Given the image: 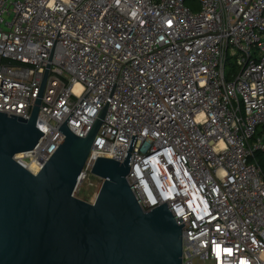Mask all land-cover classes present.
<instances>
[{"label":"built area","instance_id":"built-area-1","mask_svg":"<svg viewBox=\"0 0 264 264\" xmlns=\"http://www.w3.org/2000/svg\"><path fill=\"white\" fill-rule=\"evenodd\" d=\"M39 95L18 165L37 175L108 101L73 195L93 202L97 157L136 135L127 182L183 224L181 264H264V0H0V113L29 119Z\"/></svg>","mask_w":264,"mask_h":264},{"label":"water","instance_id":"water-1","mask_svg":"<svg viewBox=\"0 0 264 264\" xmlns=\"http://www.w3.org/2000/svg\"><path fill=\"white\" fill-rule=\"evenodd\" d=\"M40 104L39 95L29 119L0 113V264H181L183 224L165 203L143 210L127 182L136 135L122 163L97 157L91 173L103 184L93 202L73 195L108 101L85 138L58 129L64 140L37 175L14 161L44 135Z\"/></svg>","mask_w":264,"mask_h":264},{"label":"trees","instance_id":"trees-1","mask_svg":"<svg viewBox=\"0 0 264 264\" xmlns=\"http://www.w3.org/2000/svg\"><path fill=\"white\" fill-rule=\"evenodd\" d=\"M256 158H257L259 165L261 167V170L263 171V174H264V153H258L256 155Z\"/></svg>","mask_w":264,"mask_h":264},{"label":"rangeland","instance_id":"rangeland-1","mask_svg":"<svg viewBox=\"0 0 264 264\" xmlns=\"http://www.w3.org/2000/svg\"><path fill=\"white\" fill-rule=\"evenodd\" d=\"M85 188V187H83ZM94 193V189H89L88 191H86L85 189H83L82 193L79 192V195H77L79 198H83L85 199V195H87L89 197L90 194Z\"/></svg>","mask_w":264,"mask_h":264}]
</instances>
